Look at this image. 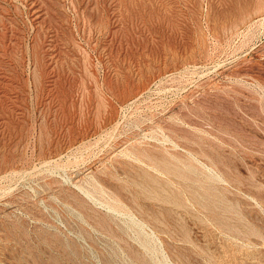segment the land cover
I'll return each mask as SVG.
<instances>
[{
    "label": "rangeland",
    "instance_id": "374dc122",
    "mask_svg": "<svg viewBox=\"0 0 264 264\" xmlns=\"http://www.w3.org/2000/svg\"><path fill=\"white\" fill-rule=\"evenodd\" d=\"M0 264H264V0H0Z\"/></svg>",
    "mask_w": 264,
    "mask_h": 264
}]
</instances>
